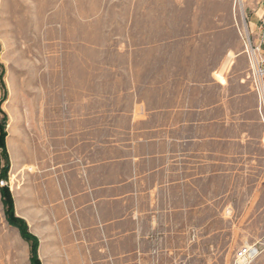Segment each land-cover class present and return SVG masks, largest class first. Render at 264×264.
I'll return each instance as SVG.
<instances>
[{"label":"rangeland","instance_id":"rangeland-1","mask_svg":"<svg viewBox=\"0 0 264 264\" xmlns=\"http://www.w3.org/2000/svg\"><path fill=\"white\" fill-rule=\"evenodd\" d=\"M250 1L0 0V122L6 133L0 181L7 183L0 190L9 191L17 215L35 234L41 264H233L236 249L252 244L259 248L253 264H264L259 116L252 137L229 146L226 165L212 169L211 180L192 181L181 196L161 198L165 211L157 223L145 224L114 258L101 246L75 242L72 232L67 242L59 211L45 212L41 204L31 213L27 203L34 185L43 191L53 184L60 193L65 152L75 136L102 141L120 135L116 128L128 124L140 101L148 108L176 99L208 102L218 83L233 80H245L251 91L244 53L256 39ZM195 84L211 86L191 89ZM10 126L16 162L7 148ZM171 206L178 211H167ZM0 264H30L29 243L7 223L1 194Z\"/></svg>","mask_w":264,"mask_h":264},{"label":"crops","instance_id":"crops-1","mask_svg":"<svg viewBox=\"0 0 264 264\" xmlns=\"http://www.w3.org/2000/svg\"><path fill=\"white\" fill-rule=\"evenodd\" d=\"M250 2L256 37L253 30L263 17L264 0ZM232 85L235 90L229 93ZM210 86L191 89L208 91ZM214 89V98L198 104L176 99L148 108L140 101L138 109L129 111L128 124L116 128L118 136L102 141L75 136L65 152L60 193L53 184L43 191L34 185L27 198L33 208L29 212L41 204L45 212L59 211L67 242L72 232L75 242L101 246L113 258L125 252L122 246L131 245L145 224L157 223L165 211L161 198L181 196L192 181L211 180L212 169L226 165L222 158L231 155L229 146L241 145L252 137L250 129L259 126L257 100L245 80L218 83ZM14 209L25 220L17 215L15 201ZM167 211L178 210L171 206ZM27 219L32 222L31 214Z\"/></svg>","mask_w":264,"mask_h":264},{"label":"built area","instance_id":"built-area-1","mask_svg":"<svg viewBox=\"0 0 264 264\" xmlns=\"http://www.w3.org/2000/svg\"><path fill=\"white\" fill-rule=\"evenodd\" d=\"M264 14L261 18L255 42L250 41L245 45L244 53L249 63L247 79L251 91L257 99V113L261 124L264 126ZM7 185L0 181V186ZM259 255V248L255 245H242L236 249L233 256V264H253Z\"/></svg>","mask_w":264,"mask_h":264},{"label":"trees","instance_id":"trees-1","mask_svg":"<svg viewBox=\"0 0 264 264\" xmlns=\"http://www.w3.org/2000/svg\"><path fill=\"white\" fill-rule=\"evenodd\" d=\"M5 138L6 133L4 131V122H0V154L6 158L5 150ZM5 171L2 172L1 176H5ZM1 201L5 208V216L7 223L18 229L21 238L29 243V262L30 264H41L37 256L38 241L37 238L28 232L26 223L14 216L13 199L6 188L0 190Z\"/></svg>","mask_w":264,"mask_h":264},{"label":"bare ground","instance_id":"bare-ground-1","mask_svg":"<svg viewBox=\"0 0 264 264\" xmlns=\"http://www.w3.org/2000/svg\"><path fill=\"white\" fill-rule=\"evenodd\" d=\"M240 5L242 4V0H236ZM243 8V7H242ZM246 29H245V27H244V31H245ZM232 56L230 55L229 56V58H231ZM9 132H10V137H11V139H9V141H8V143H7V148H8V151H9V153L11 154V158H12V160L14 161V162H16L18 159H19V151H18V149H17V147H16V144H15V142L13 141V134L15 133V128H13V127H9ZM15 166H16V164H15ZM16 172H17V170L16 169H13V170H11V173H10V178H11V184H13L14 185V180L15 179H17V174H16ZM20 206H21V204H19V203H17V209H18V211H20L19 209H20ZM43 249V248H42ZM41 249V250H42Z\"/></svg>","mask_w":264,"mask_h":264}]
</instances>
